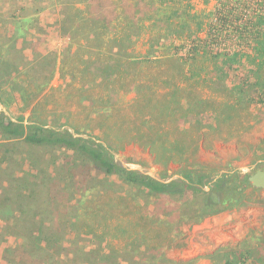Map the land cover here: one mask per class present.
Returning a JSON list of instances; mask_svg holds the SVG:
<instances>
[{"label": "rangeland", "instance_id": "rangeland-1", "mask_svg": "<svg viewBox=\"0 0 264 264\" xmlns=\"http://www.w3.org/2000/svg\"><path fill=\"white\" fill-rule=\"evenodd\" d=\"M74 1L79 0H0V115L6 120L24 117L25 123L69 128L98 141H106L96 127L99 123L123 122L111 128L108 136L113 147L110 152L122 164L163 180L182 176L189 164L208 174L203 179L206 191L227 174L224 189L215 192L223 201L204 211V194L150 195L124 183L118 175L95 170L80 153L30 144L21 138L5 139L0 130V247L28 242L16 233L32 228L37 234L41 228L37 223H42L47 236L66 230L61 256L53 254L47 259L42 251L24 243L28 246L25 257L49 260L44 264H87L83 262L85 252L97 248L116 249V254L128 257L143 256L140 264L160 263L161 259L150 258L157 251L147 253L143 239L150 247H162L172 259L189 260V264H225L227 258L233 264H264V188L249 180L251 174L264 169V86L255 83L258 66L248 56L229 67L220 59L218 67L226 70L221 73L214 59L203 53L206 45L200 46L196 67L201 68V76L194 78L198 81L195 86L180 93L182 105L173 102L168 111L155 105L157 117L166 118L165 125L158 127L163 133H157V128L146 130L148 124L142 123L139 112L137 119L124 112L110 120L91 115L85 107L88 101L80 102L85 95L78 90L80 85L60 78L58 54L72 41L69 23L64 22L66 8ZM191 1L208 27L219 32L222 25L216 19L223 10L216 5L221 0H210L209 6L206 0ZM249 1L244 8L230 1V18L238 17L250 25L259 0ZM77 5L85 8V3ZM250 30L253 36L259 28ZM150 37L142 35L134 50L146 54ZM174 37L162 40L166 43L158 54H174V45L182 42ZM227 37L211 40L224 46L232 43ZM244 42L248 52L251 43ZM207 48L218 50L211 45ZM140 68L137 71L147 78L157 72V68ZM173 89L168 91L170 96ZM131 97L126 95L124 100ZM156 118L150 122L158 123ZM148 136L167 141L168 164L160 161L162 149L152 148ZM20 217L23 219L18 220ZM70 219L77 222L76 229L70 226ZM3 255L1 248L2 262Z\"/></svg>", "mask_w": 264, "mask_h": 264}, {"label": "trees", "instance_id": "trees-1", "mask_svg": "<svg viewBox=\"0 0 264 264\" xmlns=\"http://www.w3.org/2000/svg\"><path fill=\"white\" fill-rule=\"evenodd\" d=\"M209 1L206 0V6H209ZM230 1L238 8L247 7L250 3L249 0H221L220 5H216L224 11L220 12L221 18L216 21L222 25V29L229 26L232 31L230 35L233 43L242 47L227 51V53L207 48L209 30L212 25L208 27V23H205V16L198 13L191 0H79L69 3L65 16L67 21L64 20V22L69 23L68 33L72 41L61 54H58L60 78L64 80L70 78V84L80 85L78 90L85 94L81 97L80 102L88 101L89 105L85 107L90 109L91 115L103 118L107 116L110 120L109 117L113 116L114 118L118 113L124 112L123 115L137 119L140 117L135 115L139 112L142 123L148 124L146 130L157 128L155 130L157 133H163L164 130L163 132L158 131L165 125L166 118L157 117L155 105L161 104L160 107L166 111L170 110L173 102L176 106L182 105L184 97L180 93L188 86H195V82L198 81L194 78L201 76V68L197 69L196 67L199 64L196 57L199 55L197 53L200 49L192 54L195 55L194 58L192 55H188L193 58L190 62H188L190 59L188 56L187 58L181 57L183 55L180 54V51L189 41L198 45L203 42L206 45L203 53L210 55L215 60L213 63L216 67H218L220 59L223 60L225 66L229 67L240 57H250L261 71L257 73L258 69L256 72L255 83L264 86V0L257 1L255 7L257 14L252 16L253 19L249 21L250 25L248 26L246 22L243 24L238 17L230 18L231 15L228 14L231 12L229 10ZM78 3H85V8L78 6ZM255 27L259 28V31L253 32L252 36L250 29H255ZM195 30H197L196 34L193 32ZM146 34L151 36L148 40L147 53L136 52L134 50L136 41ZM175 35L177 37L174 38H180L182 42L180 45H174L176 47L174 54L166 52L158 54L166 43L162 40L170 39ZM219 36H223L222 31L218 34ZM156 39L160 40L156 41ZM245 39L251 43L248 44V52L244 51ZM140 67L157 68V72L147 78L146 75L137 71ZM219 70L221 73L226 71L222 66ZM159 82L163 86L160 87ZM172 87L174 89L170 96L168 91ZM129 94H132V97L127 101L124 100V97ZM160 96H165V98H159ZM166 96H170V98L167 100ZM128 111L131 114H128ZM155 118L158 123H151L150 120ZM122 123L115 120L111 126H109V122L99 123L96 126L104 134L107 144L106 141H98L92 135L86 137L76 135L69 128L46 127L37 121L25 123L24 117L17 121L12 118L6 120L4 116L0 115V130L5 139L21 138L30 144L53 145L73 150L84 156L95 170L107 176L118 175L124 183L144 190L150 195L183 197L188 193L204 194V211L223 201V196L221 198V195H215V192L217 189L220 192L224 189V184L229 179L227 174L219 177L213 188L206 191L203 179L208 174L196 170L189 164L182 176L171 180H163L122 164L116 159L115 154L110 152L113 147L108 138L109 130L122 125ZM159 126L161 128H158ZM148 141L152 148L155 146L157 150L162 149L160 161L168 164L171 156L165 154V149L168 146L167 141L160 136H148ZM180 146L184 149L182 145ZM4 219L6 220V218ZM22 219L20 217L18 220ZM69 223L72 229H76L77 222L70 219ZM37 224L41 227L37 234L32 228L24 233H16L28 242L6 247L3 255L5 263L0 261V264H44L49 262V260L38 261L37 256H32L31 259L26 258L24 249L28 248L27 245L37 251H42L47 255V259L49 255L52 257L53 254L55 256L63 254L62 240L66 235V230H58L47 236L45 229L42 228V223ZM143 240L142 245L146 248L147 253L157 251L156 256L155 253L150 256L153 259H161V262L157 264H189L191 262L172 259L162 252V247L160 249L150 247ZM34 242L40 243L41 246L34 245ZM137 248L138 245L135 249ZM116 251V249L109 252L101 248L92 249L85 252L86 257L83 262L87 264H140L138 260L143 258V256L136 255L133 257L119 255L115 253ZM225 264H233V261L227 258Z\"/></svg>", "mask_w": 264, "mask_h": 264}, {"label": "built area", "instance_id": "built-area-1", "mask_svg": "<svg viewBox=\"0 0 264 264\" xmlns=\"http://www.w3.org/2000/svg\"><path fill=\"white\" fill-rule=\"evenodd\" d=\"M221 31H222L223 36L229 35L230 37H227V38H229L232 41V39H231L232 36L230 35L231 34V29H227V28H223L222 29L220 27L219 32H218L216 29L210 28V30H209L210 34H213L214 33V35L213 36H209L208 46L211 45V46L215 47V49H218V51H220L222 53H227V51H233V50L241 49L242 48L241 46L238 47L235 43H233V41H232V43H229V44L228 43H225L224 46H222L220 44L218 46L217 43L213 42L211 39L218 37V34H220ZM223 36H221L220 39H223ZM202 45H204L203 42H201L198 45L195 42L189 41L184 46V48L181 49L180 54L181 55H186V56L187 55H192V54L195 53V51H198L200 49V46H202Z\"/></svg>", "mask_w": 264, "mask_h": 264}, {"label": "water", "instance_id": "water-1", "mask_svg": "<svg viewBox=\"0 0 264 264\" xmlns=\"http://www.w3.org/2000/svg\"><path fill=\"white\" fill-rule=\"evenodd\" d=\"M249 180L256 187L264 188V169H258L256 172L249 176Z\"/></svg>", "mask_w": 264, "mask_h": 264}, {"label": "crops", "instance_id": "crops-1", "mask_svg": "<svg viewBox=\"0 0 264 264\" xmlns=\"http://www.w3.org/2000/svg\"><path fill=\"white\" fill-rule=\"evenodd\" d=\"M58 63H59V61H58ZM2 219H4V218H2ZM4 221H6V220L4 219ZM6 247H9V246H5V247H2V246H1L0 249L2 248V251H3V250H5ZM0 261H1V263L4 262V261L2 262V260H0ZM4 263H5V262H4Z\"/></svg>", "mask_w": 264, "mask_h": 264}]
</instances>
